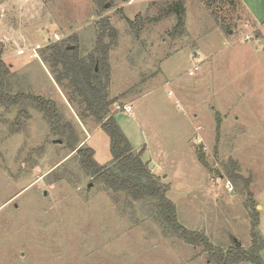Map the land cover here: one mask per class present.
I'll list each match as a JSON object with an SVG mask.
<instances>
[{
    "label": "rangeland",
    "instance_id": "374dc122",
    "mask_svg": "<svg viewBox=\"0 0 264 264\" xmlns=\"http://www.w3.org/2000/svg\"><path fill=\"white\" fill-rule=\"evenodd\" d=\"M173 1L0 0L7 90L52 99L73 129L56 133L30 102L0 105V264H215L170 231L154 199L109 188L71 146L76 137L78 147H92L101 166L113 159L109 135L94 118L82 120L42 50L57 34L87 55L103 18L119 35L109 59L111 112L168 187L179 223L224 251L256 243L264 260V37L256 28L264 0H216L225 23L210 0H187L186 32L177 36ZM32 45H42L39 58L17 55Z\"/></svg>",
    "mask_w": 264,
    "mask_h": 264
},
{
    "label": "trees",
    "instance_id": "16d2710c",
    "mask_svg": "<svg viewBox=\"0 0 264 264\" xmlns=\"http://www.w3.org/2000/svg\"><path fill=\"white\" fill-rule=\"evenodd\" d=\"M98 1L104 6L106 0ZM173 3L176 5L174 11L178 15L173 34L184 35L186 32L184 1L176 0ZM215 3L216 0L208 1L209 9L217 15V20L225 23L227 21V15H224L225 7L217 6ZM170 8L173 10V7ZM227 9L229 13L233 10V6L230 4ZM100 24L101 30L95 48L87 55L80 53L78 46L67 40L52 42L44 46L42 50L43 58L50 64L57 83L65 92L69 103L76 107L82 120L94 118L110 137L113 159L110 165L104 166L99 165L95 160V150L92 147L85 145L78 147L75 143L78 141L76 137L75 141H71V146L76 151L82 168L92 177L103 181L109 188L125 192L134 201L154 199L159 216L170 231L192 246L203 247L210 253V260L215 264H237L242 261L264 264L260 254L261 248L256 243L250 250L242 246H234L224 251L216 247L205 234L189 230L179 223L176 204L167 196L168 187L144 162L142 153L130 143L111 112V106L116 100H112L109 96L111 78L109 59L119 35L108 18H103ZM223 26H227V30L232 28L231 23L223 24ZM107 37L111 40L106 41ZM70 46L74 47L70 48ZM10 71L11 65L0 59V105L17 106L20 103L30 102L44 113L56 133L66 137L72 136L73 129L69 123H64L61 119L55 101L22 91L18 94L9 93L6 82ZM258 225L259 214H255L253 237L257 236L255 230Z\"/></svg>",
    "mask_w": 264,
    "mask_h": 264
},
{
    "label": "built area",
    "instance_id": "2783aa9c",
    "mask_svg": "<svg viewBox=\"0 0 264 264\" xmlns=\"http://www.w3.org/2000/svg\"><path fill=\"white\" fill-rule=\"evenodd\" d=\"M61 39V37L59 36V35H57V34H55V41H53V40H49L48 41V44H50V43H52V42H56V41H58V40H60ZM42 48V45H36V46H34L33 48H28V49H20L17 53L18 54H25V53H30V57H35V58H39L40 56H39V52L38 51H40V49ZM199 69V67L198 66H196L194 69H191L190 71H189V74L190 75H193L194 73H195V70H198ZM131 106H126L125 108H126V110L128 111V112H130V108ZM196 140L198 141V142H200L201 141V138H196ZM225 186H226V188H227V190H229V191H233L234 190V188H235V186L233 185V183H232V181H230L229 179H226V184H225Z\"/></svg>",
    "mask_w": 264,
    "mask_h": 264
},
{
    "label": "crops",
    "instance_id": "0c3cea01",
    "mask_svg": "<svg viewBox=\"0 0 264 264\" xmlns=\"http://www.w3.org/2000/svg\"><path fill=\"white\" fill-rule=\"evenodd\" d=\"M183 1H184V7H185V9H186V11H187V6H186V3H187L186 1H187V0H183ZM210 1H212V0H210ZM231 1H232V0H231ZM173 2H174V1H173ZM207 4H208V1H207ZM231 12H233V10H230V15L233 14V13H231ZM232 17H233V16H232ZM230 18H231V17H230ZM230 18H229L228 20H232V19H233V18H231V19H230ZM230 23L232 24V21H231ZM256 26H257L256 28L260 30V35H259V36L264 37V28H263L264 24H259V25H257V23H256ZM261 34H262V35H261ZM33 47H34V46L32 45L31 48H33ZM20 49H24V48H23V47H22V48L20 47V48L17 50V52H18ZM26 49H28V48H26ZM17 52H16V53H17ZM17 55H18V53H17ZM5 58H6L5 56L2 57V59H4V60H5ZM127 106H128V105H127Z\"/></svg>",
    "mask_w": 264,
    "mask_h": 264
},
{
    "label": "water",
    "instance_id": "95a60500",
    "mask_svg": "<svg viewBox=\"0 0 264 264\" xmlns=\"http://www.w3.org/2000/svg\"><path fill=\"white\" fill-rule=\"evenodd\" d=\"M106 7H108V5H106ZM74 46H70V48H73ZM241 242H239V241H236V246L237 247H241ZM250 264H253L252 262H250Z\"/></svg>",
    "mask_w": 264,
    "mask_h": 264
}]
</instances>
